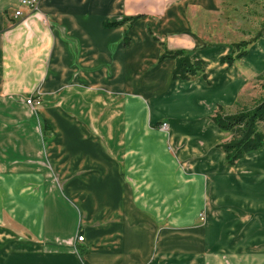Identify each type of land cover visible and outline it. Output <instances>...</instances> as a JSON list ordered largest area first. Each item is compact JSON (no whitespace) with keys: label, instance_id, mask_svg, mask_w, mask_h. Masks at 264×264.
<instances>
[{"label":"crops","instance_id":"0c3cea01","mask_svg":"<svg viewBox=\"0 0 264 264\" xmlns=\"http://www.w3.org/2000/svg\"><path fill=\"white\" fill-rule=\"evenodd\" d=\"M20 1L0 0V98L38 91L41 136L28 138L35 165L0 163V264H264V146L227 165L231 135L210 120L264 62L238 68L220 62L227 46L199 49L185 17L214 0H153L170 2L155 26L134 11L149 0ZM165 45L203 61L205 77L173 80Z\"/></svg>","mask_w":264,"mask_h":264},{"label":"rangeland","instance_id":"374dc122","mask_svg":"<svg viewBox=\"0 0 264 264\" xmlns=\"http://www.w3.org/2000/svg\"><path fill=\"white\" fill-rule=\"evenodd\" d=\"M204 3L197 2L188 9V16L185 17L188 24L187 34L200 40L199 49H206L215 45L227 46L228 52L222 57L232 53L234 44L241 41L253 40L264 22V0H214L212 5ZM138 4H140V6L137 8L134 7V11H143L155 15V26L157 24L156 18L161 16L163 9L168 6L170 2H154L153 0H149V2L143 4L134 3V6ZM140 12L139 14H142ZM138 16H141V18L145 17L144 14ZM141 18L139 19L141 20ZM139 19H136L133 24L137 26ZM263 34L247 48L249 62L256 68L261 67L263 64L264 53L254 52L252 48L260 41L259 39ZM127 36L129 38L128 34ZM259 46L264 48V39ZM162 49L163 53L164 50L167 49L166 45ZM240 62L241 60L236 61L233 66L240 68ZM263 72L264 71H261L259 74L251 76L249 82L241 89L236 105L225 108L228 113L233 114L240 109H250L254 107L257 102L264 99V77H260ZM34 97H39L38 91H33L30 96L27 95L17 98L6 97V99L0 98V163L2 165L4 163L5 171L8 173H12V171L16 169L15 165L18 162H22L25 166H29L30 164L35 165V154H30V150L35 153L34 147L32 145L29 146L28 138L35 134L36 137H40L41 134L37 125H30L31 117L34 115L36 107L31 108L26 105V100ZM259 129L264 134V121L259 124ZM160 130L162 129L160 128ZM162 131H166V129ZM40 163L44 164L43 161ZM204 220V213H202L200 220H198L199 222H197L195 226L202 225L201 223H203ZM182 228L187 229V227ZM212 259L211 261H208L209 259L206 261L202 260V263L198 264H252L251 260L248 262L246 259H237L236 257ZM191 260L193 259H189L182 255L179 264H189ZM159 263L172 264L173 262L172 259L167 258L159 261Z\"/></svg>","mask_w":264,"mask_h":264},{"label":"trees","instance_id":"16d2710c","mask_svg":"<svg viewBox=\"0 0 264 264\" xmlns=\"http://www.w3.org/2000/svg\"><path fill=\"white\" fill-rule=\"evenodd\" d=\"M136 17H123L121 20L109 22L105 21L103 26L111 29L127 25L128 28L133 24ZM264 33V22L256 37L250 41H241L233 45V51L230 55L222 57L221 63L233 65L236 61L247 55L248 46L258 39ZM129 44L127 32L124 36V45ZM165 59H173L175 68L172 73V79L175 81H186L195 77L204 78V63L201 60L191 59V53L186 50H164L159 57V62ZM264 77V72L260 75ZM212 123L221 131L229 133L231 138L229 141L219 145L225 155L227 165L233 166L237 161L242 159L249 153L259 150L264 146V134L259 129V124L264 121V99L250 109H240L230 114L224 108L218 107L214 114L210 117Z\"/></svg>","mask_w":264,"mask_h":264},{"label":"built area","instance_id":"2783aa9c","mask_svg":"<svg viewBox=\"0 0 264 264\" xmlns=\"http://www.w3.org/2000/svg\"><path fill=\"white\" fill-rule=\"evenodd\" d=\"M20 7H25L27 8L29 11H34L37 8V0H21L20 1ZM22 11L20 9L16 10L14 13V17H20L22 16ZM41 103L40 98L39 97H34V98H29L26 100V105H28L31 108H35L37 106H39ZM160 128L162 130L167 129V124L163 123L161 124ZM78 241H83V237L79 236L78 237Z\"/></svg>","mask_w":264,"mask_h":264}]
</instances>
